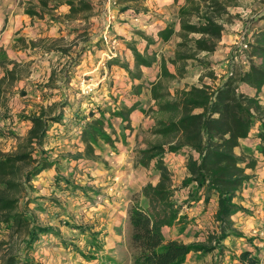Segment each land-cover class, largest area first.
<instances>
[{
    "label": "trees",
    "instance_id": "obj_1",
    "mask_svg": "<svg viewBox=\"0 0 264 264\" xmlns=\"http://www.w3.org/2000/svg\"><path fill=\"white\" fill-rule=\"evenodd\" d=\"M138 1L144 0H115V4L120 13L129 9L136 14L146 13L144 8L130 6V3ZM233 1L186 0L179 8L176 20L157 29L156 37L138 31L147 41L144 52H140L133 43L126 42L134 55L133 68L138 72L116 55L109 58L110 68L117 65L126 70L133 93L138 96L144 86V82L135 83V80L143 79L141 68H152L158 62L159 52L149 51L150 45L169 42L177 34L178 19L180 41L176 43L171 56L161 57V77L151 82V95L157 103V109L153 110L157 115L151 132L161 140L140 151L139 163L149 167L154 162L153 169L159 175V181L146 184L129 206L132 264H185L188 255L193 252L206 255L215 250L217 258L214 264H222L226 251L224 241L231 236H242L237 232L232 216L239 211H246L237 199H240L239 193L252 177L247 170L257 168L256 153L264 157V103L260 97L264 87V25L252 33L253 42L246 51V64L235 60V51L229 55L227 75L218 87L192 84L172 94L167 85L168 80L186 78L212 67L210 61L199 55L204 52L213 53L217 49L225 32V24L232 23L237 17L229 11L230 6L236 5ZM40 3L50 11L63 4L69 5V17L93 9L88 0H41ZM42 13L33 8L27 10L30 15ZM261 17L264 18V15ZM103 43V38H86L85 45L72 57L67 73L71 70L74 72L88 50H103ZM56 49L69 52V49L63 47L48 48L49 51ZM169 64L175 67V72L170 71ZM8 78L10 81L16 79L15 69L7 70L6 75L0 79V105L4 103V84ZM65 80L69 82V76ZM242 86L252 88L253 93L243 91ZM84 102L90 105V119L78 123V137L85 143L88 157L94 156L93 145L99 140L113 144L111 136L106 132L107 113L110 117H120L122 121L130 123L129 116L139 105L137 101L132 106L123 103L116 109L109 107L95 111L90 97L82 96L77 107H73L67 100L47 107L36 105L38 110L20 117L31 123L25 136L18 135L12 129L4 132L0 128V137L18 139L13 150H0V228L9 231L11 238L20 236L22 243L13 253L3 258L0 264H33L31 254L41 236L49 232L58 233L50 226L38 222L31 208L33 200L29 193L33 191V180L40 173L53 167L60 168L58 160L52 159L50 151L45 148L46 142L58 134L54 130L56 124L63 125L60 135L70 130L80 117ZM67 108L71 116L66 117ZM7 117L4 114L0 119ZM251 137L258 139L255 149L242 145L243 140ZM238 148L242 149L240 154L236 152ZM177 154L186 155L187 176L180 187L174 186L167 164V158ZM55 180L57 183L64 181L73 192L77 189L83 192L87 190L62 177L58 170ZM181 188H189L188 197L177 201L174 196ZM84 194L87 195L86 192ZM213 199L218 206L215 214L217 225L206 242L185 243L177 238L165 237V226H176L180 233L185 230L187 215L181 213L183 207L201 201L208 206ZM33 208L38 210L42 206L35 204ZM8 243L0 242V246ZM238 259L242 264H256L260 261L249 250H243Z\"/></svg>",
    "mask_w": 264,
    "mask_h": 264
},
{
    "label": "rangeland",
    "instance_id": "obj_2",
    "mask_svg": "<svg viewBox=\"0 0 264 264\" xmlns=\"http://www.w3.org/2000/svg\"><path fill=\"white\" fill-rule=\"evenodd\" d=\"M40 1L41 0L26 1L25 12L27 13V10L30 8L41 10L43 13L42 15H36L37 18H47L49 21L52 20L53 22H57L61 28L57 36H46L39 39L37 42V51H39V53H36L35 56L42 62H45L44 66H47L49 63L48 65L52 67V69L51 78L48 82L43 83L36 81L33 84L32 95L42 94L45 100H55V103L67 100L73 107L78 106L82 96L90 97L93 102L92 108L95 111L99 108L106 109L109 107H111V109H116V107H120L125 100H132L134 97L132 87H130V89L128 87V75L126 76L125 73L124 75L119 73L122 72L120 66H118L120 68H112V71L108 65L109 59L107 61V69H104L101 65V60L104 58L106 50L112 48V51L115 52V55L118 56L122 62L127 63L133 68L132 62H134V55L126 45V42L129 41L133 43L140 52H144L147 41L138 31H142L149 36H154L157 29L161 28L166 22L176 20L179 7L177 0L171 4L163 3L164 0L133 2L130 3V6L147 10L146 13H139L138 16H135L134 11H131L130 14H121L117 9L115 0H88L91 2L93 9L69 17V5L65 4V12H61L60 10L50 11L46 7H43ZM47 1L55 2L57 0ZM233 2H235L236 5L230 6L229 11L237 15V17L232 23L226 24L229 28L228 32H233L235 36L234 42L231 45L233 48L230 49L232 51H234L237 37L242 32H247L253 37L250 30L248 31L242 23H244V21L248 22V16L256 14L260 10L261 6L264 4V0H234ZM86 38L92 40L103 38L104 49L92 52L90 59V54H88V59L87 56H83L82 66L75 68L74 72L72 70L71 72L68 71V73L74 74L68 75L67 68L70 66V58L68 57L72 56L71 54H77V51L85 45L84 40ZM19 44L21 45L20 41ZM52 47L67 48L69 52L61 51L60 49L47 50ZM172 48L173 43L165 45L154 44L150 45L149 51L157 50L160 56L168 58L172 55ZM224 52L225 51H216L207 55L200 54L199 56L201 58L214 62L215 66L213 69L202 72V77L192 76L184 80H168L167 85L171 92L175 93L176 90L181 89L184 84L188 85L190 82L197 83L200 81L199 84H207L212 88L216 86V82L219 79H224L228 72L229 56L228 52L227 54ZM0 58L1 60H6L2 50L0 51ZM85 59H87L86 62ZM36 62V64H39L38 61ZM62 65H64L63 68H65L66 73H63V70H59ZM40 67L41 68L36 66L35 71L36 73L41 72V76H43V66L40 65ZM13 68L16 70L17 76L14 81H10L9 78L6 80L4 84L6 91L3 94L4 102L17 92H20V95L26 94L24 90L17 87L15 81L21 79V76L25 75L28 68L25 66H14ZM135 71L138 72L137 70ZM68 76L70 78L69 82L65 80ZM35 80H39L38 77L35 78ZM140 82L141 81L137 83ZM142 82H146V79ZM145 87L147 88V86ZM87 88H92V90L87 92ZM141 90H143V88ZM32 98L33 97H30V99ZM36 105L44 104L41 102L33 104L32 110H37ZM89 106L87 102L82 104V114L83 112L85 113L83 116L77 118V121H75L65 135H60V132H63V128L60 129L59 125L55 126L54 130H57L56 132H58V134L48 140L45 145L48 147V150L51 151V153H49L51 158L59 162L60 168H55L56 172L58 170L62 177L70 179L74 185L86 187L87 189L84 192L80 189L73 192L74 190H72L71 186L67 187L64 181L59 184L55 181L57 185L51 184L53 189L57 191L58 196L56 197L60 199V201L55 198L47 197L49 198V202L54 203L56 207H58L59 203L60 205L63 203L60 207V212L62 214L59 216L60 225L63 227V230H61L62 235L60 238L54 234L48 237L50 239L52 238V242L59 240V242L62 243V245L58 247L59 249L53 248V253L50 255L53 261L51 264H68L69 262H74V264H89L90 256L99 258V261H95V264H112L111 255L106 251L105 240H103L109 234L108 231L104 230H107V227L111 225V205H113L114 202H118L119 205H117V207L123 210L126 207L125 203L128 199H131L129 203L130 206L133 200L140 195V192H126L129 187L126 186L128 183H124L123 179H136L137 184L133 186L137 188V185H141L146 179H152L157 175V172L154 170L151 171L149 167H144L139 163L141 158L140 151L147 148L151 143L161 139L159 137H153L151 131L145 133L142 130L135 133L131 122L127 123L122 121L120 117H110L108 113L105 117V120L108 122L106 132L111 136L113 144L99 140V142L93 145L94 156H87L86 145L78 137L80 130L78 123H84L83 121L89 116ZM152 111L153 110L149 108V113ZM70 114L67 108L65 115L70 116ZM97 116L99 115L97 114ZM152 117H154V115H152ZM134 133L136 135L131 137ZM130 137L132 139L127 140V138ZM121 143L127 147L133 144L134 149L130 154L134 156L135 160L134 164L129 169L126 168L127 163L120 160L118 161V156L113 154L118 147L117 145ZM15 146L10 142V139L5 137L0 139V148L4 149V151L13 150ZM239 152L241 153L242 149H240ZM78 156L81 157L76 159L75 157ZM183 156V154H177L171 156V159L167 158V164L172 176L176 175L175 178L173 177V180H178L184 175ZM149 170L151 173L148 172ZM179 180L182 181L183 179ZM173 184H176L175 187H180L182 183L173 182ZM47 187L49 186L46 185V188ZM181 189L177 190V195L180 196L176 194L174 196L177 201L184 200L181 199V194L185 193ZM185 190L187 191V189ZM85 192L87 195L84 194ZM52 194L55 195L54 192H52ZM45 195L47 196L48 194L45 193ZM123 198L124 200L119 202ZM190 207L191 206L183 207L182 211L187 215V224L185 230L177 234L179 236L178 239L188 242V240H193L192 238L209 237L211 231L216 227L214 223L216 220L215 214L213 213V206L208 205L205 207L204 211H200L202 209H199L196 212L189 211ZM35 210L34 213L38 222L41 225L45 224L48 220V215H45L40 208ZM55 220L57 222L56 228H58L59 223L57 218H55ZM120 220H122L121 217L116 219L115 228L117 232L123 234V231L125 229L127 231L128 228L127 226L119 224ZM194 226L197 227L194 228ZM201 233H203V235H201ZM20 240V236L11 238L9 231L5 230L3 227L0 228V242H9L8 244L0 246V263L3 258L9 253H13L22 244ZM40 240H42V238H40ZM42 241L38 243V246L42 244ZM118 248L119 252L115 257L118 261L114 264H132V258H130L129 255L131 254L129 242L125 243V240L122 238V245ZM204 257H206L204 264H209L210 255L206 254ZM37 259L39 260L37 264H47L45 262H40L41 257H37ZM46 260L48 261V258Z\"/></svg>",
    "mask_w": 264,
    "mask_h": 264
},
{
    "label": "crops",
    "instance_id": "obj_3",
    "mask_svg": "<svg viewBox=\"0 0 264 264\" xmlns=\"http://www.w3.org/2000/svg\"><path fill=\"white\" fill-rule=\"evenodd\" d=\"M26 1L28 0H23V1L22 0H0V50L3 51L6 57L5 58L6 60H1L0 58V60L2 61L0 62V79H2L6 75L7 70L14 69L13 68L14 66L16 67L25 66L28 68L25 75L21 76V79L15 81V84L17 85V87L20 88L21 90H24L26 94L20 95V92H17L14 94V96L7 98V100L2 105H0V116L4 114L8 116L5 119H0V128L4 132L6 130L12 129L20 136H25L29 128L31 127L30 121L21 120L20 118L21 115H28L34 112L35 110H32L33 104L41 102L44 104L45 107H47L48 105H52L53 103H55V100L53 101L45 100L42 97V94L41 95L34 94L33 96L32 92H33V84L36 81L46 83L50 80L51 69H52V67L48 65L49 63L47 64V66H44L45 62H42L41 60H39L38 57L35 56L36 53H39V51H37L38 49L37 42L39 41V39H42L43 37H46V36H49V37L57 36L61 28L57 22H53L52 20L49 21L47 18L39 19L37 18L36 15L27 14L25 12V6L27 4ZM174 1L175 0H164L163 3L171 4ZM185 2L186 0H177V4L179 5L178 10L181 6L185 4ZM64 6L65 4L61 5L55 10L57 11L60 10L61 12H65ZM131 11L133 10L129 9V11L125 13L130 14ZM125 13H121V14H125ZM134 15L138 16V14L136 13ZM263 15H264V4L261 6L260 10L256 14L248 16L249 19L247 18V20L249 24L247 21H244V23L242 24L243 26L245 25L244 27L248 29V31L250 30L251 33H254L258 27H261L264 25V18L261 17ZM166 23L162 27H164ZM250 23H253L252 26H249ZM228 30L229 28L225 24V32L222 36V39L219 42L217 49L214 52L225 51L226 54L228 52V56L232 53V50L230 49L233 48V46L231 45L234 42L235 36L233 35V32H228ZM179 31H180V24L177 19V23H176L177 34L169 42L167 43L158 42L157 44L165 45V44L173 43V48H172V54H173L174 49L176 47V43L180 41V37L178 35ZM156 36L157 35L155 34L154 37ZM19 41L21 42V45L19 44ZM88 54H90L89 56V59H90L92 55V51L88 50L85 53L84 56L85 57L87 56V59H88ZM201 54L207 55L208 53L204 52ZM71 55L72 56L68 57L70 58V63H71L72 57H74L76 54H71ZM158 56H159L158 62L155 63L152 68H147V67L141 68L143 72V79L141 80V83L142 81H144V79H146V82H144V85L147 86V88L144 86L142 92L138 96L134 95L132 100L129 99V100H125L124 102L127 106H132L135 102L137 101L139 102L138 107L129 116L131 125L135 133L138 131H142V130L145 133H148L149 131H151L155 123V118H156L157 113H155L154 111L149 113V108H151L152 110L157 109L156 100L153 99L151 95V82L158 81L161 77L160 60L162 56H160V54ZM87 59H85V62L87 61ZM36 61H38L39 64H36L37 63ZM82 63L83 61H81V63L78 66L79 67L82 66ZM211 63H212V67L209 70L213 69V67L215 66L214 62H211ZM40 65L43 66V71H42L43 76H41V72L36 73L35 71L36 66L41 68ZM63 66L64 65H62V67L59 70H63V73H66V70L65 68H63ZM78 66L76 68H78ZM132 66H134V62H132ZM112 68H120V67H118L117 65H113L111 69ZM169 68L171 72H175L174 66L169 64ZM121 70L122 72H119V73H122L123 75L125 73L127 76V72L124 71L122 68ZM204 71L205 70H201L186 78H191L192 76L202 77V72ZM37 77L39 80H35V78ZM186 78H179L177 80H184ZM222 81L223 79H219L216 82V86H214L213 88L218 87L222 83ZM137 82H139V80H135V83ZM199 83L200 81H198L197 83L190 82L188 85L184 84L182 88L188 87L192 84H199ZM128 87L129 89L130 87H132L131 82H129ZM241 89L248 93H253L254 91L252 88L248 86H242ZM30 97H33V98L30 99ZM260 97L262 99V102L264 103V87L262 90V95ZM84 113L85 112H83V114ZM83 114L81 112L80 116H83ZM152 115H154V117H152ZM65 116L67 117V115ZM89 119L90 118L88 116L85 120H89ZM57 125H59L60 129L63 128V125L56 124L55 126ZM135 133L132 134L131 137H134L136 135ZM131 137L127 138V140L132 139ZM153 137H157V136L153 134ZM1 138L3 137H0V139ZM5 138L10 139V142L13 144V146H15L16 142L18 141V139L16 138H11V137H5ZM257 144H258V139H255L252 137L247 138L242 141L243 146L252 147L253 149L256 148ZM117 146L118 147L115 149V152L113 154H116L115 156H118L117 158L118 161L120 160V161L127 163L126 168L129 169L134 164V160H135L134 156L130 154L134 149L133 144L132 146H129V147L125 146L122 143L118 144ZM45 147L48 149L47 146ZM0 150L4 151V149L2 148H0ZM239 150L240 148H238L236 152L240 154ZM256 157L258 158L257 168L255 170H252V169L247 170V173L251 174L252 177L249 180V182L243 187L241 192L239 193L240 199H237L238 202L245 208L246 211L245 212L239 211L235 215L232 216V220L235 222V228L237 232L242 234V236L241 237L231 236L226 241H224L226 251H225V259L222 264H242L239 261L238 256L243 250L251 251L252 254L257 255L260 261L262 262V264H264V238L256 234V230L264 228V186H263L264 157L259 155L258 153H256ZM171 158L172 157H170V159ZM183 162H184L183 170H185V172H184V175L179 179H184L187 176L186 174V155L183 156ZM153 165H154V162H152L151 165L149 166L151 171L154 170ZM55 168L56 167H53L51 169L45 170L42 173H40L33 180L32 182L33 191L29 193L30 197L33 200V203L31 204L32 211L33 212L36 211L35 208H33L35 204L41 205L42 212L45 213V215H48V220L46 219L47 222L43 225L50 226L56 232H58L57 234L53 232H49L41 236L42 240L43 239L44 240L43 241L40 240L38 243H41L42 241V244L38 246V243H36L37 245L35 244L34 253L31 254L33 255L31 256V258L33 259V264H37V262H39L37 257H41L40 262L51 264L53 261L50 255H52L51 253H53L52 252L53 248L56 249L62 245V243L59 242V240H55L54 242H52L51 240L52 238L51 239L48 238L50 236H53V234L60 238L62 235L61 230H63V227L60 225L61 222L59 221L60 219L59 216L62 214L60 212V207L63 203H61V205L59 203L58 207H56L54 203L52 202L50 203L49 198H47V197H51V198H55L58 201H60V199L56 197L58 196L57 191L54 190L53 187L51 186V184L57 185V183H55L56 181L55 175L57 173ZM150 170L148 171L149 173H151ZM173 177L175 178L176 175H174ZM179 179L178 180L175 179L173 180V182L182 183L183 180L181 181ZM123 180H124V183H128L126 186L129 187V189L126 192H130V193L133 191L141 192L142 188L146 184L148 183L156 184L159 181V175L157 174L152 179H146L144 182L141 183V185H137L138 189L133 186L137 184L136 179L126 178ZM46 185H48L49 187L46 188ZM129 185H132V186H129ZM174 186H176V184H174ZM185 189H187V191ZM181 190L185 193V194H181V197H182L181 199H186L188 197L189 188H182ZM52 192H54L55 195H53ZM177 192L178 191H176V195H177ZM45 193H47L48 195L46 196ZM177 196H180V195H177ZM123 200L124 198L120 200L119 202H122ZM179 201H182V200H179ZM130 202H131V199H128L126 201L125 203L126 207L123 210H120L117 207V205H119L118 202H114V204L111 205V225L107 227L108 228L107 230H104V231H108L109 234L103 240H105V244H106L105 248L107 249L106 251L109 253V255H111L112 264L118 261L117 258L115 257L116 255H118V252H119L118 247L122 245V238L125 240V243L129 242L131 231H130V226L128 222V219H129L128 211H129ZM208 205L213 206V213L216 214L217 208H218L217 201L213 199L211 203ZM205 207L206 206L204 202L201 201L191 206L189 208V211L196 212L199 209H202L200 211H204ZM181 213H183V211ZM120 217L122 220L119 221L120 222L119 224L127 226L128 228L127 231L126 229L123 231V234L117 232L115 228V221L116 219ZM55 218H57L58 223H59L58 228H56L57 222ZM214 223L215 225H217L216 221ZM195 227L197 226H194V228ZM215 229L216 227L214 228V230ZM214 230L211 231V233H213ZM163 233L165 237L167 238H171V237L177 238V239L179 238V236L177 235L179 234V230H178V227L176 226L163 227ZM201 235H203V233H201ZM208 238H209L208 236H204V237H199V238H192L193 240H188V242L186 241L184 242L185 243L206 242ZM129 245H130V242H129ZM129 255H130V258H132L131 254ZM209 255H210L209 264H214L217 258V250L209 253ZM204 256L205 255L201 254V252H193L188 255L187 261L185 264H204V260L206 259V257ZM47 258H48V261L46 260ZM95 261H99V258L96 256H90L89 264H95L96 263ZM131 263H132V260H131ZM68 264H74V262H69Z\"/></svg>",
    "mask_w": 264,
    "mask_h": 264
},
{
    "label": "built area",
    "instance_id": "obj_4",
    "mask_svg": "<svg viewBox=\"0 0 264 264\" xmlns=\"http://www.w3.org/2000/svg\"><path fill=\"white\" fill-rule=\"evenodd\" d=\"M252 42H253V38L247 32H242L237 37V42L234 46L235 54H237L235 56V60L237 62H241L244 64L247 63L246 51L250 49V44ZM112 55H115V52L112 51V48H108L106 52L104 53V58L101 60V65L103 66L104 69H107V61ZM90 90H92V88L86 89L87 92H89ZM256 234L264 238V228L256 230ZM256 264H262V262L259 261Z\"/></svg>",
    "mask_w": 264,
    "mask_h": 264
}]
</instances>
